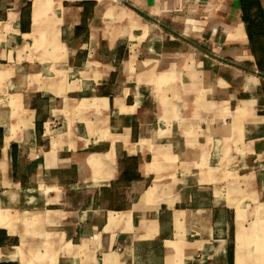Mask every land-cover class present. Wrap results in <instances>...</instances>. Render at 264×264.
Instances as JSON below:
<instances>
[{
  "label": "crops",
  "instance_id": "0c3cea01",
  "mask_svg": "<svg viewBox=\"0 0 264 264\" xmlns=\"http://www.w3.org/2000/svg\"><path fill=\"white\" fill-rule=\"evenodd\" d=\"M228 152L264 171L240 0H0V264H264Z\"/></svg>",
  "mask_w": 264,
  "mask_h": 264
},
{
  "label": "rangeland",
  "instance_id": "374dc122",
  "mask_svg": "<svg viewBox=\"0 0 264 264\" xmlns=\"http://www.w3.org/2000/svg\"><path fill=\"white\" fill-rule=\"evenodd\" d=\"M189 44H190L191 49H193V48L207 49L203 43L198 44L196 42H189ZM175 94L177 96V93H175ZM180 94H183V93H180ZM146 97H149V99H151L149 95ZM182 110H184V109H182ZM183 115L184 114H182V112L180 114L178 113V116H179L178 124L179 125H180V119L183 117ZM169 126H170V124H165L162 126L163 129L165 130L164 132L168 131ZM225 156H226V158H225L226 161L223 160V163H225L227 167H226V169H224V171H225L224 173H225V175L228 176L230 182L232 181L233 176H235V177L239 176V180L244 178V183L246 182L245 186H247V181H249L252 178H254L255 183H258L257 185H259L260 182H258V177L260 175L263 176V174H264V171L262 170V168H260V167L258 168L256 166V164L253 163V161H251L250 159L245 158V160L244 159L242 160V158H241V157H243L242 153L238 154L236 152H228ZM176 158L179 160V169H181V173H182L181 179L183 181V179H184L183 173H185L184 169H183V166H184L183 164L185 163L187 157L180 156V157H176Z\"/></svg>",
  "mask_w": 264,
  "mask_h": 264
},
{
  "label": "trees",
  "instance_id": "16d2710c",
  "mask_svg": "<svg viewBox=\"0 0 264 264\" xmlns=\"http://www.w3.org/2000/svg\"><path fill=\"white\" fill-rule=\"evenodd\" d=\"M240 7L243 11V21L245 25H247L248 30H257L258 34L261 33V28L264 26V14L258 4V0H240ZM251 12H254V15L253 21L250 23L249 19L251 18ZM262 47L263 46H261V48Z\"/></svg>",
  "mask_w": 264,
  "mask_h": 264
}]
</instances>
